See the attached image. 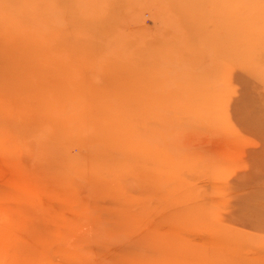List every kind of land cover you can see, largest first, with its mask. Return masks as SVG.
<instances>
[{"label":"rangeland","instance_id":"obj_1","mask_svg":"<svg viewBox=\"0 0 264 264\" xmlns=\"http://www.w3.org/2000/svg\"><path fill=\"white\" fill-rule=\"evenodd\" d=\"M0 264H264V0H0Z\"/></svg>","mask_w":264,"mask_h":264}]
</instances>
